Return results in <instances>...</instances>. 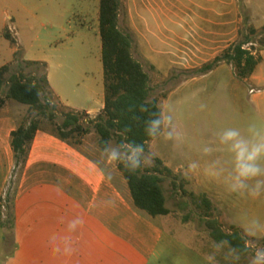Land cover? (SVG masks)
<instances>
[{
  "label": "rangeland",
  "instance_id": "1",
  "mask_svg": "<svg viewBox=\"0 0 264 264\" xmlns=\"http://www.w3.org/2000/svg\"><path fill=\"white\" fill-rule=\"evenodd\" d=\"M165 1L121 0L120 28L132 36L134 57L150 76V100L157 99L163 111L161 135L150 143L145 155L160 158L188 192L207 194L217 207L221 225L227 231L231 225L240 227L252 247L249 255L241 256L228 246L216 244L202 216L182 191L174 189L170 178L163 188L172 213L160 222L174 240L158 249L151 264H250L253 248L263 247L264 184L257 189L256 183L264 181V175L244 181L246 187L239 188L235 153L231 142H222V137L229 129H237L246 140L257 139V133L264 135V0H221L227 5L235 1L239 18L236 37L218 53L212 48L193 50L175 36L190 46L196 20L202 14L212 16L209 10L214 0H206L207 6L201 9L194 0H189L190 4ZM157 6H167L173 25L176 18L172 10L182 13L183 18L177 21L187 30L176 31L170 23L161 26ZM98 15L99 0H0V69L12 65V74L22 69L32 76L44 74V69L27 67L26 59L64 60L71 66L74 61L82 63L78 87L87 94L88 106L95 109L104 97ZM6 29L18 48L4 38ZM241 42H248L245 48L262 59L248 81L238 79L234 66L224 61L214 71H204L207 64ZM60 109L67 112L64 107ZM97 141L92 130L81 150L103 168L118 171L117 161L109 159L113 149L119 151L116 143L101 152ZM21 174L17 168L4 190V200L17 189ZM254 191L260 194L254 197ZM3 212L6 215L8 211ZM17 248L15 229L14 236L2 241L3 261L15 264Z\"/></svg>",
  "mask_w": 264,
  "mask_h": 264
},
{
  "label": "crops",
  "instance_id": "2",
  "mask_svg": "<svg viewBox=\"0 0 264 264\" xmlns=\"http://www.w3.org/2000/svg\"><path fill=\"white\" fill-rule=\"evenodd\" d=\"M208 2L193 1L200 9ZM179 3L192 2L181 0ZM210 5L212 16L198 17L190 46L175 33L182 45L198 51L207 48L205 52L212 48V52L218 53L233 42L239 18L236 2L227 5L214 0ZM156 11L161 26L170 23L176 31L187 30L177 21L183 18L182 13L172 10L176 18L173 25L169 22L171 14L167 6H157ZM25 61L48 65V81L67 108L86 112L92 119L101 114L104 97L95 109L90 108L87 94L78 87L82 63L74 61L71 66L64 60L43 58ZM12 102L6 101L0 109V204L17 170L12 133L29 112L28 106L22 108ZM160 218L163 217L152 218L135 207L126 181L115 168H103L68 144L38 131L17 186L15 264H151L158 249L174 240ZM74 221L83 223H77L73 230L69 225ZM12 263L2 259L0 227V264Z\"/></svg>",
  "mask_w": 264,
  "mask_h": 264
},
{
  "label": "trees",
  "instance_id": "3",
  "mask_svg": "<svg viewBox=\"0 0 264 264\" xmlns=\"http://www.w3.org/2000/svg\"><path fill=\"white\" fill-rule=\"evenodd\" d=\"M121 7V0H99L105 107L95 119L86 112L71 110L62 103L48 81L46 63L26 62L27 67H42V75L27 76L22 69L12 74V65L0 69V109L5 106L6 101H15L29 107L21 125L12 133L16 168L22 172L27 165L38 131L59 139L86 157L88 156L81 150V146L92 130L98 138L97 148L101 152H107L110 144L115 142L123 154L126 150L120 146L125 141L143 143L147 153L150 143L161 135L164 125L163 111L157 99L150 100V76L134 57L132 36L120 28ZM3 36L12 46H18L7 29ZM247 44L249 43L241 42L229 47L213 63L207 64L204 71L212 72L224 61L234 66L237 78L250 79L262 59L246 49ZM19 54L20 51L16 58ZM61 107L66 108L67 112L61 111ZM155 119L161 120L162 123L156 133L149 136L146 129L149 122ZM117 170L130 189L135 207L148 216L158 218L171 215L163 183L172 178L174 189L177 192L182 191L183 196L190 199L192 206L204 219L216 244L228 246L241 256L251 253V247L245 243H250L251 239L244 231L235 225H231L227 231L217 219V207L209 196L188 192L160 158L154 157L153 165L143 171H133L127 166L126 158L122 155L121 160L117 161ZM16 197L17 189L12 196L1 199L0 227L3 242L8 240V235L14 236L15 233ZM4 209L8 211L6 215ZM262 246L264 247V239Z\"/></svg>",
  "mask_w": 264,
  "mask_h": 264
},
{
  "label": "clouds",
  "instance_id": "4",
  "mask_svg": "<svg viewBox=\"0 0 264 264\" xmlns=\"http://www.w3.org/2000/svg\"><path fill=\"white\" fill-rule=\"evenodd\" d=\"M161 123L162 121L159 119L150 121L149 127L146 129L147 134L149 136H153L160 128ZM170 135L171 134H169V136ZM257 137V139L246 140L241 137V134L237 129L227 130L222 137V142H231L232 150L235 153L236 172L237 180L239 181V188L246 187L244 181L252 180L264 175V135L257 133ZM120 147L126 150L123 155L126 158L127 166L131 170L143 171L144 168L151 167L153 163V156L151 154L145 155L143 143L135 144L125 141ZM121 156L122 153L120 151L113 149L110 153L109 159L112 161H120ZM190 167H194V165ZM261 184H264V181L257 180V189ZM233 190H235V188ZM251 194L255 197L260 193L259 191H254ZM77 223L82 225L83 221H74L69 225V227L74 230L77 226ZM245 243L249 247H252L247 241ZM66 251L70 252L71 249H67ZM250 264H264V247L255 246L253 248Z\"/></svg>",
  "mask_w": 264,
  "mask_h": 264
}]
</instances>
